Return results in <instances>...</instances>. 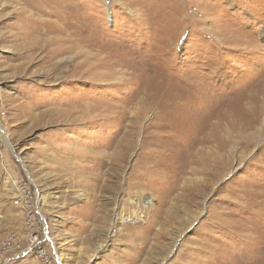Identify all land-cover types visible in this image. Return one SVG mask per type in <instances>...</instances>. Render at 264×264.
<instances>
[{"label": "rangeland", "instance_id": "1", "mask_svg": "<svg viewBox=\"0 0 264 264\" xmlns=\"http://www.w3.org/2000/svg\"><path fill=\"white\" fill-rule=\"evenodd\" d=\"M19 183L55 264H264V0H0V243L27 249Z\"/></svg>", "mask_w": 264, "mask_h": 264}, {"label": "built area", "instance_id": "2", "mask_svg": "<svg viewBox=\"0 0 264 264\" xmlns=\"http://www.w3.org/2000/svg\"><path fill=\"white\" fill-rule=\"evenodd\" d=\"M19 191L21 193V197L23 201L25 202L24 205V211L27 213V223H28V230H29V245L27 249L22 248L21 246L17 245L14 241V239H8L6 242L0 243V252L1 249H7L8 251L18 252L30 255L37 253L38 257L41 258L44 262V264H55L54 260L52 259L51 254L48 250L45 248H41L42 246V239L41 236L38 234H35L34 231H32L33 228V222H35V215L34 212L37 210V196L36 192L31 191L26 185L23 186L21 183H19ZM38 213V212H37Z\"/></svg>", "mask_w": 264, "mask_h": 264}, {"label": "bare ground", "instance_id": "3", "mask_svg": "<svg viewBox=\"0 0 264 264\" xmlns=\"http://www.w3.org/2000/svg\"><path fill=\"white\" fill-rule=\"evenodd\" d=\"M1 130L3 131V133H4V141H6V143L7 144H9V140H8V134L6 133V131H4V128L2 127L1 128ZM9 148H10V146H9ZM142 175V174H141ZM145 199H147L148 200V198H145ZM134 203H135V205L136 206H139V205H141L142 204V201H141V198H138L137 197V199H136V201H134ZM149 203H150V201H149ZM138 214V212L135 210V215L137 216V217H135V219H134V217H132V216H130V217H128L127 219H128V224L130 225V224H133V222L135 221V220H140V219H142V216L141 215H137ZM44 218V217H43ZM44 222H45V218H44ZM103 248V247H102ZM22 254V253H21ZM25 255V254H24Z\"/></svg>", "mask_w": 264, "mask_h": 264}]
</instances>
